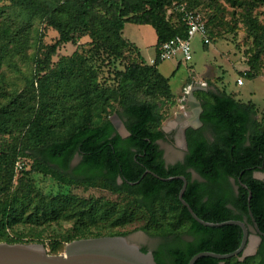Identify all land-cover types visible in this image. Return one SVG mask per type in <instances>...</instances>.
Here are the masks:
<instances>
[{
  "label": "trees",
  "instance_id": "obj_1",
  "mask_svg": "<svg viewBox=\"0 0 264 264\" xmlns=\"http://www.w3.org/2000/svg\"><path fill=\"white\" fill-rule=\"evenodd\" d=\"M174 1L20 0L35 14L42 13L59 38L36 66L35 76H39L32 105L25 107L20 103L21 111L16 108L22 127H26L24 141L16 142L8 151L0 148V191L6 190L0 199V241L23 242L9 237L6 229L19 222L18 213L29 206L28 196L30 206L32 194L38 196L28 181L24 190L20 183L9 192L19 154L30 157L29 172L49 171L62 184L99 187L115 196V199L84 198L60 193L37 198L33 213L38 218L74 221L64 236L65 242L125 235L102 231L103 227L95 224L109 219L110 227L123 226L143 215L145 223L140 229L163 238L152 252L157 264H188L198 252L223 254L239 247L240 226L208 227L198 223L178 198L183 181L161 180L150 173L142 176L146 169L163 178L185 176L188 184L183 198L201 219L209 222L237 219L253 226L250 209L258 228L264 232V178L254 176L255 172L264 174V130L253 102H242L233 92L224 90L197 91L202 125L186 128L188 150L183 162L166 165L162 157L157 144L165 137L160 128L164 120L162 107L172 102L174 93L169 79L158 70L160 60L148 64L138 48L123 37V28L126 23L152 26L157 52L162 43L186 35L181 20L167 14ZM189 6L200 11L198 0H189ZM205 21L212 35L206 18ZM246 23L249 35L264 51V31L251 14L247 15ZM84 34L94 42L92 58L97 57L101 63L87 64L75 54L62 58L56 67H49L59 44L76 43ZM124 49L139 60L125 64L123 70L114 69L110 81L99 77L102 65H114ZM257 60L258 56L253 55L249 71L242 73L247 79L254 78ZM69 98L79 101L77 117L71 121L67 117L58 120L53 106ZM111 100L117 104L115 112L129 132L125 137L110 118L102 116ZM14 115L10 106L0 108V132H6L10 126L8 119ZM76 157L78 160L73 163ZM191 171L198 178H192ZM21 180L25 181L24 177ZM238 257L224 260L200 257L195 264H264V236L255 255L243 261Z\"/></svg>",
  "mask_w": 264,
  "mask_h": 264
},
{
  "label": "rangeland",
  "instance_id": "obj_2",
  "mask_svg": "<svg viewBox=\"0 0 264 264\" xmlns=\"http://www.w3.org/2000/svg\"><path fill=\"white\" fill-rule=\"evenodd\" d=\"M200 12L208 20L212 35L210 43L205 48L201 37L195 36L191 40L192 59L184 61L178 55L173 59L159 61V72L169 79V85L174 93L171 103H165L162 107L164 120L160 125L166 135L157 142L162 150L167 165L183 162L186 149L183 145L181 131L186 127V119L177 121L178 115L183 111L178 108L179 98L186 95L187 86L192 81H206L207 87L202 91H225L233 92L235 97L242 102L251 100L258 106L257 118L262 120L264 127V51L258 48L253 38L248 33L247 15L251 14L256 19L258 27L264 31V0H198ZM123 37L133 43L139 50L141 57L146 62L156 56V33L150 25H137L126 23L123 28ZM59 38V33L49 26L42 13L35 14L26 3L20 0H0V108H13L15 115L8 119L10 126L0 132V148L8 151L14 148L16 142L24 139L26 127H22L20 103L25 107L32 105V99L36 91L38 76H35L36 66L44 59L48 47ZM91 50L94 51V42L88 34L80 35L76 43L67 42L59 44L56 54L51 57L50 68L56 67L62 58H70L77 54L87 64H99L102 61L97 57L92 58ZM121 52V51H120ZM253 55L258 56L254 78L247 79L242 75L249 71L250 59ZM139 60L130 50L124 49L114 65L105 63L99 77L110 81L114 69L123 70L125 64L132 60ZM242 79L243 85L237 84V79ZM34 82V85H32ZM199 91V90H198ZM79 101L75 98L57 102L53 106V112L61 120L65 117L70 121L77 117ZM117 104L111 100L103 117H108L116 125V130L125 134L122 129L121 118L116 114ZM121 123H120V122ZM193 119L190 120V125ZM208 137H211L207 132ZM24 141V140H23ZM19 148V146L17 147ZM78 157L73 163H76ZM31 159L26 155H18L13 167V176L9 192H13L21 185V190L30 182L38 193L37 197L28 196V208L19 212V222L6 231L9 237L19 239L17 243H41L47 252L62 254L65 245L64 236L72 227L74 221L59 219L56 221L43 220L33 212V205L37 198L51 197L60 193H73L79 197H99L115 199L109 190L93 186H72L60 183L49 171L29 172ZM23 174V176H22ZM254 176L262 179L261 172H255ZM24 177L25 181H20ZM198 178V176H196ZM6 190L0 191V199L5 196ZM20 197L22 192H19ZM24 199V198H23ZM120 201V199H119ZM145 223V217L134 219L131 223L123 226L110 227L109 219L98 220L97 227H103L102 231L113 234L124 233L130 236L133 242H138L147 248H154L163 240L161 236L147 233L140 229ZM255 233L250 231V236ZM6 242V241H0ZM16 243V242H15ZM248 254L238 257L243 261L246 257L255 255L250 245L247 247Z\"/></svg>",
  "mask_w": 264,
  "mask_h": 264
},
{
  "label": "water",
  "instance_id": "obj_3",
  "mask_svg": "<svg viewBox=\"0 0 264 264\" xmlns=\"http://www.w3.org/2000/svg\"><path fill=\"white\" fill-rule=\"evenodd\" d=\"M191 96L197 105V112L194 115V120L191 127L197 128L202 125L199 114L201 112V104L191 92ZM113 122V120H112ZM120 122V121H119ZM121 123V122H120ZM115 128L116 125L113 122ZM122 129L127 136L129 132L121 123ZM181 131L183 145L186 151L188 150L185 129ZM264 130V127H262ZM150 173L161 180L181 179L182 187L179 191L178 198L180 202L187 207L191 216L198 223L208 227H220L224 225H238L242 229V240L237 249L229 253H216L212 251H201L193 255L188 264H195L200 257H213L219 260H224L233 256L244 258L248 254L247 247L257 248L261 242L264 232H262L249 209V214L253 221V226H248L244 221L237 219H229L222 222H209L201 219L193 211L191 206L184 200L183 194L188 184L185 176L177 175L167 178L160 177L156 173L146 169L142 176ZM264 178V174L262 173ZM120 181V180H119ZM138 182V181H137ZM135 182V183H137ZM133 184V182H131ZM251 193L248 196L250 201ZM253 230L255 235L250 236V231ZM254 249V253H255ZM0 264H157L152 251L143 252L140 247L131 242L125 235H103L98 237H86L74 239L66 243L64 253L49 254L45 246L41 243H8L0 242Z\"/></svg>",
  "mask_w": 264,
  "mask_h": 264
},
{
  "label": "built area",
  "instance_id": "obj_4",
  "mask_svg": "<svg viewBox=\"0 0 264 264\" xmlns=\"http://www.w3.org/2000/svg\"><path fill=\"white\" fill-rule=\"evenodd\" d=\"M167 14L174 16L175 19L181 20L186 26V35H177L162 43L157 49L155 60L173 59L180 55L182 60L190 61L192 59V38L199 35L203 44L207 45L210 43V36L204 15L196 8H191L189 6V0H175L173 6L168 8ZM237 84H242L241 77L237 79Z\"/></svg>",
  "mask_w": 264,
  "mask_h": 264
},
{
  "label": "crops",
  "instance_id": "obj_5",
  "mask_svg": "<svg viewBox=\"0 0 264 264\" xmlns=\"http://www.w3.org/2000/svg\"><path fill=\"white\" fill-rule=\"evenodd\" d=\"M154 60H155V58L154 59H150V61H148L147 63L148 64H153ZM240 85H243V82ZM187 87L188 88H186L187 89L186 90V95L184 96L182 94L181 98H179L178 108L183 111V114L182 115H178L179 117H178L177 121H181V120H185L186 119V126L191 127V125L189 124L190 120H192V119L194 120V115L197 112V105H196V102L193 100V98L191 96V92L195 96V94H196V92L198 90H207V89H205L207 87V82L206 81H195V80H193L192 84L187 86ZM196 99H197V97H196ZM249 101H251V100H249ZM255 106L258 108V106L256 104H255Z\"/></svg>",
  "mask_w": 264,
  "mask_h": 264
},
{
  "label": "flooded vegetation",
  "instance_id": "obj_6",
  "mask_svg": "<svg viewBox=\"0 0 264 264\" xmlns=\"http://www.w3.org/2000/svg\"><path fill=\"white\" fill-rule=\"evenodd\" d=\"M186 130V129H185ZM207 134V133H206ZM166 136V135H165ZM158 142V141H157ZM186 153H187V151H186ZM162 157H163V159H164V155H162ZM184 158H185V155H184ZM164 161H165V159H164ZM165 163H166V161H165ZM167 165V164H166ZM191 174H192V178H196V176H198L197 174H196V172H194V171H191ZM128 237V236H127ZM128 239L131 241V242H133V240L130 238V236L128 237ZM133 243H135V244H137L139 247H140V249H145L146 251H154L155 249H156V247H154V248H147V247H145L144 245H142V244H139L138 242H133Z\"/></svg>",
  "mask_w": 264,
  "mask_h": 264
},
{
  "label": "bare ground",
  "instance_id": "obj_7",
  "mask_svg": "<svg viewBox=\"0 0 264 264\" xmlns=\"http://www.w3.org/2000/svg\"><path fill=\"white\" fill-rule=\"evenodd\" d=\"M251 247V246H250Z\"/></svg>",
  "mask_w": 264,
  "mask_h": 264
}]
</instances>
